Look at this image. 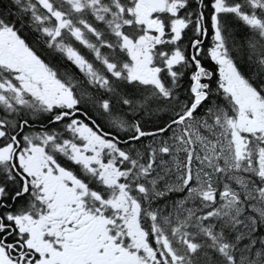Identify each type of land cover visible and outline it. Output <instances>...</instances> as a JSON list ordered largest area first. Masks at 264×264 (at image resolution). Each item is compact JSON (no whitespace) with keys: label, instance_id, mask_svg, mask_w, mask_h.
<instances>
[{"label":"snow or ice","instance_id":"1","mask_svg":"<svg viewBox=\"0 0 264 264\" xmlns=\"http://www.w3.org/2000/svg\"><path fill=\"white\" fill-rule=\"evenodd\" d=\"M0 264H264V0H0Z\"/></svg>","mask_w":264,"mask_h":264}]
</instances>
